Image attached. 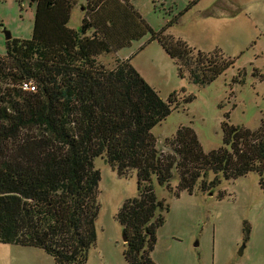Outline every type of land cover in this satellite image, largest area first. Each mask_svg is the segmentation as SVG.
<instances>
[{
    "label": "trees",
    "instance_id": "obj_1",
    "mask_svg": "<svg viewBox=\"0 0 264 264\" xmlns=\"http://www.w3.org/2000/svg\"><path fill=\"white\" fill-rule=\"evenodd\" d=\"M14 1L34 6L35 16L31 37L5 41L0 55V243L41 249L56 264H87L99 213L95 158H105L120 177L137 173L138 196L116 215L127 264H156L150 254L169 206L155 195L152 176L172 190L177 173L176 198L193 193L199 181L213 195L220 183L250 172L264 190V120L256 130L224 121L222 145L207 153L193 129L182 126L163 150L152 129L180 106L176 91L161 99L129 58L111 69L95 61L150 33L149 42L176 60L180 77L189 67L194 85L210 84L234 62L165 35L181 13L153 31L126 0H87L74 30L68 22L76 0ZM24 81L35 90L22 91Z\"/></svg>",
    "mask_w": 264,
    "mask_h": 264
},
{
    "label": "rangeland",
    "instance_id": "obj_2",
    "mask_svg": "<svg viewBox=\"0 0 264 264\" xmlns=\"http://www.w3.org/2000/svg\"><path fill=\"white\" fill-rule=\"evenodd\" d=\"M141 1L143 6L138 8L153 31H159L188 5L186 0H177L173 7L157 3L154 8L152 0ZM222 1L203 0L199 5L193 4L189 13L179 17L165 32V35L186 42L196 52L218 50L234 62L210 84L194 85L189 67H182L183 77H180L176 60L164 52L159 42H149L151 34L147 32L130 47L117 53H103L95 59L99 65L111 69L129 58L132 67L161 99L166 101L176 91L180 106L152 129L156 146L163 150H167L164 146L167 139L182 126L193 129L207 153L222 145L224 121L256 130L264 120V32L261 24L264 13L261 10L258 14L253 12L249 18L246 15L249 4H246L237 15H226L222 12L225 8L219 11ZM34 16V6L29 10L14 1L0 0V55L5 53L4 31L10 32L12 37L29 39ZM80 17L82 12L76 4L69 18V28L78 30ZM191 95L193 99L184 103L183 99ZM94 164L101 173L99 213L95 223L96 242L88 252L87 264H127L122 254L126 244L116 215L125 200L138 196L137 173L120 177L105 158H95ZM176 174L170 182L172 190L159 186L155 176L151 177L155 195L169 206L164 214L165 222L156 233L155 247L150 254L153 261L156 264H264V190L258 185V174L250 172L237 180L224 181L213 195L202 192L199 181L193 193L183 191L178 198L172 193L176 192L179 180ZM214 177L211 173L205 180L210 182ZM218 193L224 197L220 199ZM244 229L250 231L246 242H243ZM242 245L243 253L239 255ZM0 264L56 263L41 249L0 243Z\"/></svg>",
    "mask_w": 264,
    "mask_h": 264
},
{
    "label": "crops",
    "instance_id": "obj_3",
    "mask_svg": "<svg viewBox=\"0 0 264 264\" xmlns=\"http://www.w3.org/2000/svg\"><path fill=\"white\" fill-rule=\"evenodd\" d=\"M11 1H14V0H11ZM126 1H127V3L129 5H132L133 9L136 10L141 15V17L143 18V15H142L140 9L138 8L140 6H143L142 1L141 0H126ZM176 1L177 0H152V3H153L152 5L154 6L155 4L158 3L160 5H163L164 7L165 6H167V7H173L174 4L177 5ZM186 1H188V5L184 6L183 9H180V10H182L180 12L182 18L184 16H186V14L189 13L190 8H192V5L193 4L199 5L203 0H186ZM14 2H16V1H14ZM85 2H87V0H82L81 2H79L78 0H76V4H78L80 6V11L81 12L83 10V5L85 4ZM222 2H223V4L221 3L222 6L219 7V11L221 13V10L220 9L221 8H223V9L225 8L222 12H225L226 15H231L232 13L234 14L233 16L237 15L238 13L236 14V12H241L242 11L241 10L242 5L245 6L246 4H249V7L247 8L248 13L246 14L249 18H251V14L253 12H255V13L258 14L260 12L259 10H261L264 13V0H223ZM20 5L23 6V7L24 6L25 7L27 6L29 8V10L33 8V6L30 5V4H28L27 2H22ZM154 8H156V6H154ZM213 15H215L216 17H218V14H213ZM181 16H180V18H181ZM256 23L257 22L253 23V26L255 28L257 27ZM261 24L263 26L262 27L263 28L262 32H264V22L261 23ZM15 38H22V37H16L15 36Z\"/></svg>",
    "mask_w": 264,
    "mask_h": 264
},
{
    "label": "built area",
    "instance_id": "obj_4",
    "mask_svg": "<svg viewBox=\"0 0 264 264\" xmlns=\"http://www.w3.org/2000/svg\"><path fill=\"white\" fill-rule=\"evenodd\" d=\"M21 90L22 91H27V92H32V91L35 90V86L30 81H24L21 84Z\"/></svg>",
    "mask_w": 264,
    "mask_h": 264
},
{
    "label": "water",
    "instance_id": "obj_5",
    "mask_svg": "<svg viewBox=\"0 0 264 264\" xmlns=\"http://www.w3.org/2000/svg\"><path fill=\"white\" fill-rule=\"evenodd\" d=\"M4 34H5V39H6V41L11 40L12 36H11V33H10V32H7V30H6V31H4ZM122 239H123V241H124L125 243L127 242V239H126L125 234H123ZM243 249H244V245H242L241 248L239 249V255H242V253H243Z\"/></svg>",
    "mask_w": 264,
    "mask_h": 264
}]
</instances>
